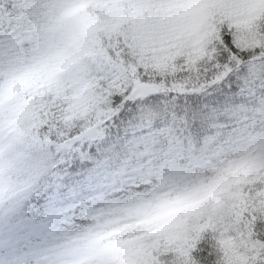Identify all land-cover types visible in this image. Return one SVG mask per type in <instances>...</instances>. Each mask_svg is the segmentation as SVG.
Returning <instances> with one entry per match:
<instances>
[{
	"label": "snow or ice",
	"instance_id": "snow-or-ice-1",
	"mask_svg": "<svg viewBox=\"0 0 264 264\" xmlns=\"http://www.w3.org/2000/svg\"><path fill=\"white\" fill-rule=\"evenodd\" d=\"M38 8L0 10L35 16L31 35L47 53L0 69V203L13 190L20 136L67 147L103 123L112 96L133 90L129 81L210 86L232 79L241 57H264V0H54ZM213 170L131 232L98 237L63 264H264V135Z\"/></svg>",
	"mask_w": 264,
	"mask_h": 264
},
{
	"label": "trees",
	"instance_id": "trees-1",
	"mask_svg": "<svg viewBox=\"0 0 264 264\" xmlns=\"http://www.w3.org/2000/svg\"><path fill=\"white\" fill-rule=\"evenodd\" d=\"M47 1L0 0V10L12 9L13 5L32 6L34 10L33 2L41 5ZM15 23L16 19L0 14V32L11 31ZM241 60L230 73L232 79L222 78L210 86L196 81L187 88L173 87L171 82L163 86L152 78L147 84L154 85L156 91L141 97L135 93V81H129L133 90L113 95L103 123L71 145L64 158L56 154L55 147L47 146L55 163L46 166L43 183L29 189L33 193L31 199H21L16 196L20 190H12L4 204L18 200L14 205L23 216L40 219L49 205L74 202L99 190V186L90 183L93 178L112 176L116 179L112 186H118L122 180L115 172L128 168L132 151L139 144L152 147V154L142 164V173L155 180L187 182L206 177L224 160L243 153L253 138L264 135V57L253 52ZM196 91L213 96L200 99ZM45 146L26 135L20 136L16 167L23 171L24 164L26 167L31 161L40 163L38 157L46 153ZM207 151L215 153L217 164L195 166L193 160ZM20 178L13 177V188L21 183ZM162 200L155 199L151 211Z\"/></svg>",
	"mask_w": 264,
	"mask_h": 264
},
{
	"label": "rangeland",
	"instance_id": "rangeland-1",
	"mask_svg": "<svg viewBox=\"0 0 264 264\" xmlns=\"http://www.w3.org/2000/svg\"><path fill=\"white\" fill-rule=\"evenodd\" d=\"M34 2L33 11H38V6L54 0H48L41 5ZM35 20L36 17L31 15L16 19L11 31L0 32V69L5 68L10 60L17 59L21 54L28 56L36 49L31 35ZM45 54L47 55L46 52ZM43 59L44 56L41 60ZM155 91L156 87L152 84L135 87V93L141 97ZM196 94L201 95L200 99L213 96V93L205 94V91H196ZM70 148L71 145L55 147V151L59 157L64 158ZM151 152V148L146 145L133 151L129 167L122 172H115L119 180H122L118 186H112L116 182L112 176L93 178L90 183L99 186V190L97 188L93 194L74 202L49 205L45 216L40 219L23 216L15 203L5 205L6 200L0 203V206L5 205L0 210V264H49L51 252L56 250L60 253L58 264H63L70 255L92 247L98 237L111 234L109 238L116 239L119 235L137 228L148 216L153 202L158 198L155 194H146L163 185L152 178L144 177L139 180L133 176L142 170L140 164ZM49 158V154L40 153V163L31 161L26 167L20 160L24 164V170H19L16 165L13 177L43 176V171L49 166ZM193 161L196 162L193 163L195 166L203 168L217 164L216 155L212 151H207ZM30 182L31 180L26 181L25 184ZM19 185L13 190H20ZM70 190H75V187ZM28 193L26 197L31 199L33 193Z\"/></svg>",
	"mask_w": 264,
	"mask_h": 264
},
{
	"label": "clouds",
	"instance_id": "clouds-1",
	"mask_svg": "<svg viewBox=\"0 0 264 264\" xmlns=\"http://www.w3.org/2000/svg\"><path fill=\"white\" fill-rule=\"evenodd\" d=\"M45 52H46L45 49L37 47L33 51L32 54H30L28 56H24L21 54L16 60L21 64L31 65L33 63H38L39 61H41ZM5 68H7V66ZM75 71H76V68H73L70 70V73L75 72ZM68 75H69L68 73L63 74L61 76V79L66 78ZM87 78H88V73L83 72L80 74L81 83L85 82L87 80ZM69 95H71V93H69ZM45 151L47 154H49L47 145L45 146ZM242 154H243L242 152H239V153L235 154L232 158L239 157ZM49 156H50V158L48 159V164L53 165L55 163V157H54V155H50V154H49ZM215 174H216L215 171L212 170L204 178L198 177L196 179H193V180H190L187 182H183V181L174 179L171 182H166L163 185L158 186L157 188H155L153 191H151L150 193H148L146 195L155 194L157 197H159L163 200L164 199H173L178 195L194 191L200 185H202L207 179L213 177ZM45 177L46 176H41L38 178L37 177L30 178L27 175L22 176L20 178L21 184L19 185L20 191L18 192V194L16 196L23 199L24 197L27 196L29 189L32 188L33 186H35L36 184H39ZM29 180H31L30 184L26 185L25 182L29 181ZM59 259H60L59 250L52 251L51 255H50V259H49V264H58Z\"/></svg>",
	"mask_w": 264,
	"mask_h": 264
}]
</instances>
